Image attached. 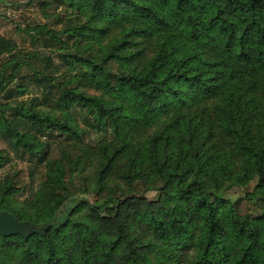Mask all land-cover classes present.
<instances>
[{
	"label": "trees",
	"instance_id": "16d2710c",
	"mask_svg": "<svg viewBox=\"0 0 264 264\" xmlns=\"http://www.w3.org/2000/svg\"><path fill=\"white\" fill-rule=\"evenodd\" d=\"M61 3L49 55L0 33V264H264V0Z\"/></svg>",
	"mask_w": 264,
	"mask_h": 264
},
{
	"label": "rangeland",
	"instance_id": "374dc122",
	"mask_svg": "<svg viewBox=\"0 0 264 264\" xmlns=\"http://www.w3.org/2000/svg\"><path fill=\"white\" fill-rule=\"evenodd\" d=\"M70 11L71 10L65 3H61V0H0V33L16 41L20 51L34 52L36 50L40 55H49L50 50L43 48V46H41L38 42V31L37 29L35 30V28L47 26L50 29L58 30L62 28L63 24H65L68 20L67 16L71 13ZM25 29H28L30 34H27ZM31 35L36 37V44ZM53 58L54 61L58 63V58ZM37 59L39 58H36V60ZM41 60V58L38 60L39 63ZM61 71H63L62 68H60L57 73H60ZM41 88L42 86L36 85V82L32 83L30 85V91L24 96V98H31L33 96H37L40 99L44 98ZM98 139H100L99 134L95 133V131H89L85 140L86 142L94 144ZM64 146L67 148L66 144L63 146L59 144L54 151V156L56 155V151L58 150L57 152H59L61 148H64ZM0 150L4 151L3 154H11V157L13 158L11 162L0 169V176H4L5 174L12 173L15 170L18 158H16L7 143L1 139ZM41 169L42 168L39 167L36 179L32 181L25 190L16 195V199L18 201H22L26 196L33 193L34 190L39 187L41 181L43 180V174L41 172L43 170ZM91 172L92 168L85 172L86 182L89 184L90 192H92L88 193L87 197L92 201H95L98 196L94 195L96 192L92 188V184H94V182L90 177ZM253 184L254 182L251 186L245 188H235L231 191L232 196L236 198L243 195V190L247 188L251 189ZM102 195H105V193L103 192ZM146 196L150 199L153 198L155 196V191L149 192ZM252 207L253 205L251 203L244 201L242 210L250 211Z\"/></svg>",
	"mask_w": 264,
	"mask_h": 264
},
{
	"label": "water",
	"instance_id": "95a60500",
	"mask_svg": "<svg viewBox=\"0 0 264 264\" xmlns=\"http://www.w3.org/2000/svg\"><path fill=\"white\" fill-rule=\"evenodd\" d=\"M39 230L36 224L27 220H19L12 213L0 210V234L2 236L21 235L28 237Z\"/></svg>",
	"mask_w": 264,
	"mask_h": 264
}]
</instances>
